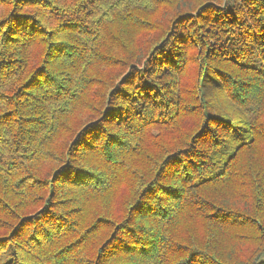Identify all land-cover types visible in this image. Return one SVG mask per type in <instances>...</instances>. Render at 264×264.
<instances>
[{
  "label": "trees",
  "instance_id": "1",
  "mask_svg": "<svg viewBox=\"0 0 264 264\" xmlns=\"http://www.w3.org/2000/svg\"><path fill=\"white\" fill-rule=\"evenodd\" d=\"M0 264H264V0H0Z\"/></svg>",
  "mask_w": 264,
  "mask_h": 264
},
{
  "label": "rangeland",
  "instance_id": "2",
  "mask_svg": "<svg viewBox=\"0 0 264 264\" xmlns=\"http://www.w3.org/2000/svg\"><path fill=\"white\" fill-rule=\"evenodd\" d=\"M116 183V182H115ZM118 185L120 186V184L118 183Z\"/></svg>",
  "mask_w": 264,
  "mask_h": 264
}]
</instances>
